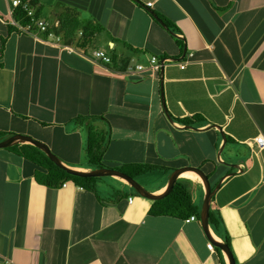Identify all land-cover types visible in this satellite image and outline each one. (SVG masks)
I'll return each mask as SVG.
<instances>
[{
  "label": "crops",
  "instance_id": "1",
  "mask_svg": "<svg viewBox=\"0 0 264 264\" xmlns=\"http://www.w3.org/2000/svg\"><path fill=\"white\" fill-rule=\"evenodd\" d=\"M36 1L59 42L23 32L13 0H0V141L33 137L86 172L84 139L94 126L110 140L108 169L169 170L141 176L162 180L154 195L176 170L199 168L212 189L220 185L211 209L223 219L237 264H264V149L255 142L264 139V0ZM74 21L80 26L65 41ZM88 21L104 31L80 49ZM104 48L111 67L92 55ZM155 56L177 60L163 72L129 73L131 63ZM78 117L95 120L78 126ZM35 171L0 150V264H229L208 249L200 219L153 216L154 202L132 195L122 180L106 189L99 183L95 194L73 184L49 189ZM188 181L199 207L192 191L202 193L203 182Z\"/></svg>",
  "mask_w": 264,
  "mask_h": 264
},
{
  "label": "trees",
  "instance_id": "2",
  "mask_svg": "<svg viewBox=\"0 0 264 264\" xmlns=\"http://www.w3.org/2000/svg\"><path fill=\"white\" fill-rule=\"evenodd\" d=\"M19 1H21V4L15 9L14 12V19L18 25H20L23 28H26L28 25L34 26V23L32 22L33 17L36 20L43 19L40 16V12L35 11V7L37 6L36 0H19ZM26 6L27 9L25 8ZM31 10L34 12L33 17L28 15V13ZM163 23H165L168 27L170 25L167 21ZM70 25L72 29H70L71 28ZM70 25L67 29L65 27L66 31L63 36V38H65V41L66 40L69 41V39L75 33V30L80 26V23L77 22L75 23L74 21L71 22ZM82 25H83L81 32L82 36H81V41L78 45L80 49H86L88 46H90L93 43V41L98 35L103 33L104 28L101 25L92 23L90 21L83 22ZM35 28L36 27L34 26L32 28V31H35ZM9 31L19 32L17 28L12 26H9ZM38 32L42 33L40 32V30H38ZM49 33H42V34H45L48 37ZM179 43L182 45L180 41ZM110 58H111V62L108 64H105L101 61L100 62L103 63L105 67L107 66L111 67L115 63L114 62L115 59L112 57ZM153 58L155 59L157 65H162L163 61H161L159 57L156 56L150 57L148 59L147 65H142V67L145 68V71H151L150 66ZM171 60H177V59H166L164 61L163 67H165V64L173 63V61ZM184 68L181 69L183 70ZM196 119H197L196 121H200L198 120L200 119L199 117H196ZM94 120L95 118L92 117H78L74 119L72 122L78 126H83V125L93 124ZM180 122L183 123L184 125H194V122H192L189 119H184ZM4 136L5 135L0 134V137H4ZM109 141L110 140L107 133H104L103 131L99 130L94 126H90L88 128V140H87V147L85 150V159L87 162V166L90 170H97L104 168L103 159L106 150L108 148ZM8 150L14 152L18 156L25 159L26 161L32 163L36 167V171L34 174L35 180L39 184L49 189H60L63 187V184L72 183L73 185H76L77 187L83 190L97 194L98 184L101 181V179H94V178L82 179L78 177H73L67 174L65 171L58 168L40 150L30 145H20L10 148ZM119 171L129 176L132 179H136L137 177L157 171L164 172L166 174L169 170L167 168L155 166V165L128 164L123 166ZM120 196H121L120 198H125V197L127 198V194H125L124 192ZM150 213L156 217H161V216L172 217L186 221L192 217H195L196 219H200V208L195 205L193 196L190 192L189 181L181 179L175 186L173 192L167 198H165L162 201L153 203V207ZM210 226L214 231V233L217 236H219L224 241V243L228 244L230 249L232 250L230 236L228 232L224 233L225 227H224L223 219L218 211L212 209L210 211Z\"/></svg>",
  "mask_w": 264,
  "mask_h": 264
},
{
  "label": "water",
  "instance_id": "3",
  "mask_svg": "<svg viewBox=\"0 0 264 264\" xmlns=\"http://www.w3.org/2000/svg\"><path fill=\"white\" fill-rule=\"evenodd\" d=\"M153 16H155L153 14ZM155 20L159 22L160 25H162L164 28L168 29L167 26L160 21L158 18L154 17ZM169 30V29H168ZM174 62V61H173ZM162 65H164V62H162ZM163 72L164 67L161 69ZM20 145H30L35 147L36 149L40 150L43 154L46 155V157L53 162L58 168L65 171L67 174L78 177L82 179H104V178H113L117 180H122L125 182L131 189H133L134 192H136L139 197L144 198L146 200L152 201V202H159L167 198L174 190L177 183L184 179L183 176L186 174H196L198 175L202 182L203 187L205 190V199L203 203V207L200 213V221L203 228V231L205 235L207 236L208 240L213 244V246L221 251L227 258L229 264H237L235 256L233 254V251L230 249L229 245L226 243L218 244L214 242L211 239L210 236V211L213 199L217 193V191L220 189V185L217 186L215 189H212L211 183L209 181V177L207 174L196 167H185L182 169L176 170L170 177L169 183L167 185V189L164 193L161 195H154L151 192H148L143 186H141L135 179L130 178L129 176L125 175L124 173L120 171H116L113 169L103 168V169H97V170H89L86 172L78 171L67 164L63 163L59 158H57L51 151V149L40 142L35 141L29 136L25 135H14L8 139L3 140L0 142V150H7L16 146Z\"/></svg>",
  "mask_w": 264,
  "mask_h": 264
},
{
  "label": "built area",
  "instance_id": "4",
  "mask_svg": "<svg viewBox=\"0 0 264 264\" xmlns=\"http://www.w3.org/2000/svg\"><path fill=\"white\" fill-rule=\"evenodd\" d=\"M21 4V1L19 0H13L12 2V5L13 7L16 9L19 5ZM152 5L149 4L148 7H151ZM27 9V6L25 7ZM29 16L33 17L34 16V12L31 10L29 13H28ZM32 22L34 23V26L36 27L35 28V31H38L40 30V32L42 33H49V36L48 38L49 39H56L58 42L60 41V37L58 36V34H56V29L51 26V24L49 22H47L46 20H43V19H34V17L32 18ZM32 25H28L26 28H21V30L25 33H28V34H33V32L35 31H32V28L34 27ZM38 29V30H37ZM69 49V48H68ZM93 57L95 60L97 61H101L105 64H108L111 62V58L106 54L104 53L103 51H100V50H94L93 53H92ZM164 65H157L156 64V61L155 59L153 58V60L151 61V66H150V70H152L153 72H156V71H160L162 69ZM181 68H184L183 66ZM142 71H145V68L142 67V65H139V66H136L135 68V71L132 70V71H129V73L131 75H134L135 73H139V72H142ZM256 144H257V147L259 150H263L264 149V139L263 138H258L256 139ZM72 185V183H65L63 184V188H66L68 187L69 185ZM133 202V199L130 198L129 199V203H132ZM189 221H196V218L195 217H192L189 219ZM208 249L210 251H214V246L209 243L207 245Z\"/></svg>",
  "mask_w": 264,
  "mask_h": 264
},
{
  "label": "rangeland",
  "instance_id": "5",
  "mask_svg": "<svg viewBox=\"0 0 264 264\" xmlns=\"http://www.w3.org/2000/svg\"><path fill=\"white\" fill-rule=\"evenodd\" d=\"M104 50L105 51H107L106 53L109 55V56H111V50H109V48H104ZM131 54L133 55V53L131 52ZM130 53H129V55H131ZM139 61L138 60H136V64L138 63ZM136 64L135 63H131V65H130V68L128 69V71H132V70H134L135 69V66H136ZM32 139H33V137H31ZM35 141H37V142H40V143H43V142H41V141H38V140H36V139H34ZM85 141L86 140H88V136H87V139H86V137H85V139H84ZM0 142H2V141H0ZM43 144H45V143H43ZM46 145V144H45ZM48 146V145H47ZM86 147H87V141H86V144H85V150H86ZM51 149V151H52V153L57 157V158H59L63 163H66L64 160H66L65 158H67V160H69V158L70 157H68V156H66L65 155V158H64V154H60V153H58V151H56V150H52V148H50ZM8 150V149H7ZM85 150H84V156H82L83 157V159H82V162L83 163H86L87 164V162H86V159H85ZM217 161H218V159H217ZM104 168H107V166L106 165H104ZM121 168L122 167H120L119 168V170H121ZM164 176L166 175L167 176V174H165V173H162ZM171 177V176H170ZM154 176H148V177H145V178H142L141 176L140 177H137L135 180L141 185V186H143L148 192H150L151 190H153V189H155V187L156 186H158V184L162 181L161 179H159L158 177L157 178H154ZM210 180H211V178H209ZM169 180H170V178H169ZM169 180L167 181L168 183H169ZM100 184H101V187H103L104 189H106L105 187H106V184H113L114 182H113V178H104V179H101V181L99 182ZM190 188V187H189ZM108 189V188H107ZM127 190L128 191H130V193L132 194V195H135V196H138L139 197V195L136 193V192H134L131 188H127ZM203 190V189H202ZM192 193L195 195V200H196V204H198L199 205V208H200V213H201V210H202V207H203V203H204V199H205V190H203L202 191V193H201V190H200V193H199V190H198V192H196V190L194 189L193 191H192Z\"/></svg>",
  "mask_w": 264,
  "mask_h": 264
},
{
  "label": "bare ground",
  "instance_id": "6",
  "mask_svg": "<svg viewBox=\"0 0 264 264\" xmlns=\"http://www.w3.org/2000/svg\"><path fill=\"white\" fill-rule=\"evenodd\" d=\"M185 177H186V179L193 181V182H202L201 178L196 174H189Z\"/></svg>",
  "mask_w": 264,
  "mask_h": 264
},
{
  "label": "clouds",
  "instance_id": "7",
  "mask_svg": "<svg viewBox=\"0 0 264 264\" xmlns=\"http://www.w3.org/2000/svg\"><path fill=\"white\" fill-rule=\"evenodd\" d=\"M256 142V141H255ZM258 148V147H257ZM259 150V149H258Z\"/></svg>",
  "mask_w": 264,
  "mask_h": 264
}]
</instances>
